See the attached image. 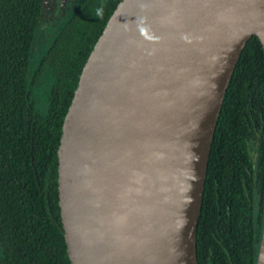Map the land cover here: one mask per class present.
Here are the masks:
<instances>
[{
  "label": "water",
  "instance_id": "water-1",
  "mask_svg": "<svg viewBox=\"0 0 264 264\" xmlns=\"http://www.w3.org/2000/svg\"><path fill=\"white\" fill-rule=\"evenodd\" d=\"M254 36L264 52V0H120L57 150L71 264H198L212 143Z\"/></svg>",
  "mask_w": 264,
  "mask_h": 264
},
{
  "label": "trees",
  "instance_id": "trees-1",
  "mask_svg": "<svg viewBox=\"0 0 264 264\" xmlns=\"http://www.w3.org/2000/svg\"><path fill=\"white\" fill-rule=\"evenodd\" d=\"M119 2L110 0L70 38L75 24L62 14L56 16L61 25L45 24L46 0H0V264H71L58 205L57 150L82 68ZM56 29L50 42L48 32ZM39 43L46 46L36 60ZM51 65L58 71L43 112L35 93ZM263 223L264 52L254 36L235 69L212 143L198 264H256Z\"/></svg>",
  "mask_w": 264,
  "mask_h": 264
},
{
  "label": "flooded vegetation",
  "instance_id": "flooded-vegetation-1",
  "mask_svg": "<svg viewBox=\"0 0 264 264\" xmlns=\"http://www.w3.org/2000/svg\"><path fill=\"white\" fill-rule=\"evenodd\" d=\"M70 4L71 10L68 8V5ZM109 4L110 0H67L66 4L62 6L60 0H46V6L49 11L52 12L49 16L51 22L54 21L55 15L58 16L59 14H62V19L67 18L68 15H71V18L68 17L67 20H65V22L68 24H75L74 27L71 28L69 35L70 38H72L77 33L76 31L78 24H86L92 20H96V17L100 16L102 13V9H107L106 6ZM66 8L68 11H66ZM67 44L68 42L65 43L66 46ZM69 51L74 52V48H70Z\"/></svg>",
  "mask_w": 264,
  "mask_h": 264
},
{
  "label": "rangeland",
  "instance_id": "rangeland-1",
  "mask_svg": "<svg viewBox=\"0 0 264 264\" xmlns=\"http://www.w3.org/2000/svg\"><path fill=\"white\" fill-rule=\"evenodd\" d=\"M70 6H71V4L68 6V8L71 10ZM60 9L63 10L62 8H60ZM51 13L52 12H48V11L45 12L46 18H45L44 22L47 26H49L50 24L53 25L54 23H57V22L59 25H61L63 22L62 20H64V21L67 20V18L62 19V20L59 18H56L57 15H55L54 21L51 23V21L48 20ZM62 16L63 15H61V17ZM56 34H57V29L54 30L53 34H52V32H48L50 42H51V40L54 39ZM40 45L41 44L39 43L38 46H36V50L34 52V57L36 60L38 59L40 52L42 50H44V48L46 46L45 44H42L41 46ZM57 71H58V65H55V66L51 65V66L47 67L46 71H44L41 75V80L38 81L39 85L36 88L38 90H36V93H35L36 98L35 99H36V105L38 106L40 111L44 112L47 108L48 94L50 93L52 87L54 86Z\"/></svg>",
  "mask_w": 264,
  "mask_h": 264
}]
</instances>
